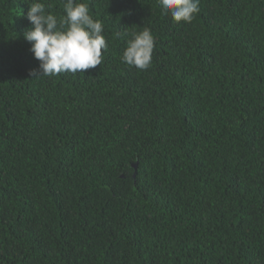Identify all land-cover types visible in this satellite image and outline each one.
<instances>
[{"label": "trees", "instance_id": "trees-1", "mask_svg": "<svg viewBox=\"0 0 264 264\" xmlns=\"http://www.w3.org/2000/svg\"><path fill=\"white\" fill-rule=\"evenodd\" d=\"M77 2L102 63L36 77L28 0H0V264H264V0Z\"/></svg>", "mask_w": 264, "mask_h": 264}, {"label": "clouds", "instance_id": "clouds-1", "mask_svg": "<svg viewBox=\"0 0 264 264\" xmlns=\"http://www.w3.org/2000/svg\"><path fill=\"white\" fill-rule=\"evenodd\" d=\"M163 14L176 23H191L199 12V0H158ZM27 20L31 28L23 38L30 52L39 62L32 75L55 76L76 74L96 68L102 63L108 43L103 35V22L94 19L86 3L63 0L64 15L59 18L50 10L52 5L40 0H28ZM155 38L151 29L132 33L121 57L122 61L138 70H147L152 61Z\"/></svg>", "mask_w": 264, "mask_h": 264}]
</instances>
